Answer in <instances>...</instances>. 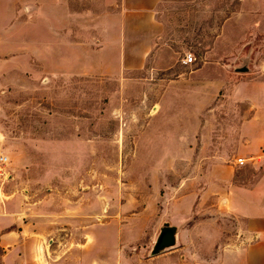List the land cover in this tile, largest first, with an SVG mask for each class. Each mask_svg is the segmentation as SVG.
Instances as JSON below:
<instances>
[{
    "label": "rangeland",
    "instance_id": "obj_1",
    "mask_svg": "<svg viewBox=\"0 0 264 264\" xmlns=\"http://www.w3.org/2000/svg\"><path fill=\"white\" fill-rule=\"evenodd\" d=\"M66 6L89 10L76 25L96 36L100 1ZM16 7L0 19V225L22 226L32 259L9 264H217L242 230L219 177L235 165L232 183L258 178L236 154L245 97L264 83V0L160 4L146 55L119 76L102 74L115 61L100 46L87 61L61 52L54 70L38 52L49 22ZM165 226L175 245L153 256Z\"/></svg>",
    "mask_w": 264,
    "mask_h": 264
},
{
    "label": "crops",
    "instance_id": "obj_2",
    "mask_svg": "<svg viewBox=\"0 0 264 264\" xmlns=\"http://www.w3.org/2000/svg\"><path fill=\"white\" fill-rule=\"evenodd\" d=\"M68 1L0 0V19L15 17L18 13L17 4L21 5L19 12L22 16L29 9L35 10L38 19L49 22L44 23L42 31L38 34L52 36V43L43 40L38 45V52L44 57L43 53L52 51L53 60H58L61 64V52L73 53L80 61H87L93 52L99 50L110 52L115 62L102 65V74L119 76L125 68L123 62L127 56L137 61L146 55L148 36L154 34L155 11L160 4L196 0H96L107 9L97 17L100 22L96 27V36L92 32L91 24L84 27L76 25L78 18L89 16V10L84 13L70 12L66 6ZM62 15L68 20L67 25L61 24ZM105 20L110 22L111 27L103 23ZM82 28L84 39L76 42L73 34ZM94 46H100L99 50ZM4 50H11V47H5ZM84 65L79 67L82 73L86 74L88 67ZM62 67L65 65L58 67L54 64L53 69ZM245 102L249 117L241 127V142L236 155L238 159L246 161V166L252 168L258 178L249 186L232 183L235 165L228 167L229 171L225 177H219L223 181L219 197H224L225 212L241 223L242 230L238 243L228 241V244H225L223 251L218 255L217 264H264V83L253 86L247 93ZM2 220L0 215V224ZM11 226H16V230L11 229ZM6 228L8 231H4ZM23 232L22 226L15 221L0 225L3 264H9V259L13 256L23 260L32 259L31 252L24 251L32 241L25 239Z\"/></svg>",
    "mask_w": 264,
    "mask_h": 264
},
{
    "label": "water",
    "instance_id": "obj_3",
    "mask_svg": "<svg viewBox=\"0 0 264 264\" xmlns=\"http://www.w3.org/2000/svg\"><path fill=\"white\" fill-rule=\"evenodd\" d=\"M246 71V68L237 69L239 73H244ZM175 233L176 229L174 227H163L153 247L152 255L155 256L165 249L173 247L175 245Z\"/></svg>",
    "mask_w": 264,
    "mask_h": 264
},
{
    "label": "built area",
    "instance_id": "obj_4",
    "mask_svg": "<svg viewBox=\"0 0 264 264\" xmlns=\"http://www.w3.org/2000/svg\"><path fill=\"white\" fill-rule=\"evenodd\" d=\"M192 61H193V58L191 56H188L184 62L185 64H191ZM7 164H8V158L5 155L0 154V170L5 168ZM236 164L239 166H243L246 164V161L243 159H237Z\"/></svg>",
    "mask_w": 264,
    "mask_h": 264
},
{
    "label": "trees",
    "instance_id": "obj_5",
    "mask_svg": "<svg viewBox=\"0 0 264 264\" xmlns=\"http://www.w3.org/2000/svg\"><path fill=\"white\" fill-rule=\"evenodd\" d=\"M3 250L0 248V256H2Z\"/></svg>",
    "mask_w": 264,
    "mask_h": 264
}]
</instances>
